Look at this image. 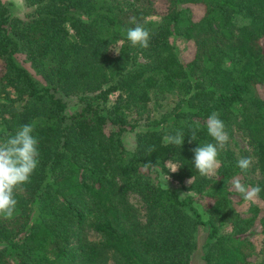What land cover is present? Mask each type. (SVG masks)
Instances as JSON below:
<instances>
[{
	"label": "trees",
	"instance_id": "1",
	"mask_svg": "<svg viewBox=\"0 0 264 264\" xmlns=\"http://www.w3.org/2000/svg\"><path fill=\"white\" fill-rule=\"evenodd\" d=\"M24 2L19 18L0 0V264H106L109 254L190 264L199 227L204 264H254L257 236L264 257V0H162L160 15L154 0ZM70 97L78 109L67 115ZM167 97L178 100L160 112ZM141 121L128 152L120 136ZM232 130L255 147L261 174L252 190L263 206L244 213L233 205L246 183H233L247 169L221 138ZM157 170L207 200L206 219L193 196L156 183Z\"/></svg>",
	"mask_w": 264,
	"mask_h": 264
},
{
	"label": "rangeland",
	"instance_id": "2",
	"mask_svg": "<svg viewBox=\"0 0 264 264\" xmlns=\"http://www.w3.org/2000/svg\"><path fill=\"white\" fill-rule=\"evenodd\" d=\"M5 3H12V14L16 17L23 18L27 12L31 10L30 7L25 5L24 0H2ZM126 1H132V0H126ZM155 1V8L158 15L162 14L164 12V5L162 0H154ZM194 15L196 18H199L201 15V11L198 9L194 10ZM151 20L158 21L159 19L156 17L151 18ZM170 42L174 45L175 49L178 52H182L185 44L181 40H178L176 38H171ZM119 44L113 46L110 50V53L112 55H116L119 50ZM193 51V47L190 48V45L188 44V50L186 53L183 54V58L186 60H189L191 57V53ZM3 68L2 64L0 63V74H2ZM117 97V93H111L108 95L104 103L101 105L102 113L106 114L108 116L109 111L111 107L113 106L115 99ZM178 98V97H177ZM176 97H167L163 98L161 101V107L160 112H166L169 110H172V108L175 106L177 99ZM64 101L67 103V111L66 114L70 115L73 112H75L78 109V103L75 99V97L70 98H64ZM158 116V115H156ZM151 117H155V115H151ZM145 129V122L141 121L139 122L136 127L133 129H129L128 131L121 134L120 138L123 143L124 148L128 152H133L136 147V135L139 132H142ZM118 128L116 126L111 125L110 123H107L105 126V131L107 133H113L116 132ZM222 142L226 143L228 148L232 150L235 157L243 162L246 166L247 172L244 177L237 178L236 182L233 183V186L238 187L246 183V186H244L243 195L245 197V200L241 202L240 204H234L233 209L236 212L244 213L248 209V207L251 204H254L256 206L262 207L263 203L258 199V197L254 194V191L252 190V184H255L261 179V174L256 166L257 164V154L255 147L251 144L249 139L240 131L232 130L230 134H222L221 135ZM209 170L208 175L215 174L218 163L216 161H213L211 159L206 160ZM166 168L170 173L176 172V164L172 162L166 163ZM156 176V178H154ZM153 180L158 183L161 187L169 189L171 191H174L180 199H184L188 196H193L194 199V205L195 208L202 214L203 218L206 219L207 215L204 212L205 206L207 205V200H204L203 198H199L194 196L193 193L185 191L182 184L178 183L177 181H174L172 177H170L167 173H163L159 170L156 171V175H153ZM130 203L136 207L140 214H144V208L142 206V203L138 196L136 195H130L129 196ZM231 230V226L229 224L223 225L221 228V233L228 234ZM207 234L204 231L202 227H199L197 229L196 233V247L194 252L191 255V261L190 264H204L202 261V253H203V245L206 241ZM88 238L91 241H98L100 239L99 235L94 232L88 233ZM254 249L256 254V262L254 264H261L262 259L264 258L261 254V250L263 247V239L262 237H255L254 238ZM106 264H117L116 259L114 258L113 254H109Z\"/></svg>",
	"mask_w": 264,
	"mask_h": 264
}]
</instances>
